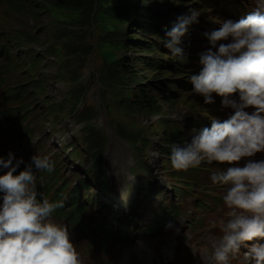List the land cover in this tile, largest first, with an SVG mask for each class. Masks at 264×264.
Returning a JSON list of instances; mask_svg holds the SVG:
<instances>
[{
	"label": "rangeland",
	"instance_id": "374dc122",
	"mask_svg": "<svg viewBox=\"0 0 264 264\" xmlns=\"http://www.w3.org/2000/svg\"><path fill=\"white\" fill-rule=\"evenodd\" d=\"M160 2L0 0V156L12 151L27 163L33 154L51 160L57 155L66 191L84 181L82 195L99 204L93 209L97 218L113 224L117 212V223L129 228L133 242L109 237L103 251L86 245L105 233L85 236L64 218L53 217L89 254L112 264H139L145 245L153 249L156 264H214L213 244L222 236L219 222L230 218V209L223 201L227 187L214 184L210 175L228 165L202 162L180 174L171 166L170 148L210 127L212 117L224 120L232 114L222 108L220 97L204 105L188 78L199 72L198 53L207 46L204 34L217 29L218 21L244 17L260 0H183L177 12L166 11ZM190 8L201 15L182 41L189 62L179 63L157 47L163 39L151 37L148 24L154 12L175 19ZM160 21L164 32L172 27ZM140 58L149 61L148 69L138 63ZM16 97L24 108L2 114L18 107ZM152 99L157 115L145 108ZM261 158L264 154L254 157ZM175 172L179 179L171 176ZM99 184H108L107 192ZM167 207L177 214L168 217ZM158 210L159 219L173 227L155 226L147 236L144 229L158 223ZM81 221L89 223L84 216ZM164 240L172 251L167 262L161 256ZM246 251L242 247L230 264H249Z\"/></svg>",
	"mask_w": 264,
	"mask_h": 264
},
{
	"label": "clouds",
	"instance_id": "9594fccd",
	"mask_svg": "<svg viewBox=\"0 0 264 264\" xmlns=\"http://www.w3.org/2000/svg\"><path fill=\"white\" fill-rule=\"evenodd\" d=\"M200 15L190 8L163 33V47L179 63L189 62L181 45ZM217 23L204 34L199 72L188 80L204 105L220 97L222 108L233 112L224 120L212 117L211 126L190 141L172 143L169 158L178 171L202 162L228 165L210 175L214 184L227 187L223 201L230 209V218L219 222L222 236L213 244L212 259L230 264L243 247L249 264H264V158L254 159L264 154V0L239 20ZM54 169L47 155L34 154L27 163L12 151L0 156V264H81L69 228L53 219L64 203L50 201L37 188V174Z\"/></svg>",
	"mask_w": 264,
	"mask_h": 264
},
{
	"label": "trees",
	"instance_id": "16d2710c",
	"mask_svg": "<svg viewBox=\"0 0 264 264\" xmlns=\"http://www.w3.org/2000/svg\"><path fill=\"white\" fill-rule=\"evenodd\" d=\"M160 1H161L160 3H162V5H163V8L164 7H168V9H173L176 12L177 9L175 7L169 6V4H170V2L172 4L173 1L176 2V3H178L179 0H160ZM180 2H181V4L179 6H177V8H180L182 6L183 2L181 0H180ZM161 19H162V21L164 20V22L166 24L168 23V20L169 19H167V18H158V17H155V18L149 19L151 21L148 24L150 26L149 27V32H151V34H149V33L148 34L151 37L152 36L153 37H156L157 40H159V39L162 40L163 39L162 36H163L164 30L159 27L160 22H161L160 21ZM0 40H1V37H0ZM6 43L7 42H4V43L2 42V44H6ZM148 50L144 49L143 51L144 52H147ZM0 54H3V47H0ZM148 62L149 61H147V60H145L143 58H140V60L138 61V63H140L141 66L145 67V69H148L147 68L148 67V65H147ZM154 66H155V64H154ZM156 70H158V69H156ZM15 84L16 83L13 84V87L15 86ZM23 84L18 85V86H20V87H18V90L21 89V88H24L23 87ZM13 89L16 90V87H14ZM140 91L142 92L141 93V96H142L141 97L142 98L141 99V102H143V97H145V96L143 94L142 89ZM153 102H154V99H152V102H147L146 103L147 105H145V108H146V110L148 111L149 114H151V115H157L159 113V111H158L157 106H153ZM15 103H18V107L17 108H15V109H8L5 112H3L2 114L7 113V111H10V112L12 111L15 114H18L24 108V103L22 102L21 99H19L17 97L15 98V102L13 104H15ZM163 147L169 148V147H167L166 144L163 145ZM166 150L168 151V149H166ZM59 169H60V167L57 165V167H56L55 170L58 171ZM55 170L52 172L51 177H49V178H51V181H49L46 185H44V188L46 189V191L51 190L50 184L53 183L54 185H56L58 182H60V183L62 182L61 179L58 178V172L55 171ZM176 177L179 179V176L176 175ZM61 186H63V185H61ZM63 188H65V187H63ZM85 189H87V185L85 184V182L84 181H78V184L75 187V191H74L73 195L71 196V199L70 200H65V203L68 204V205H70V208H69L68 213L65 214V210H60L59 212H57V216L58 217H64L65 220H71V222L75 218H77V216L80 214V209H81L80 207H77V199H78V196L81 194V191L82 190H85ZM55 196H57V195H55ZM54 200H53V202H54Z\"/></svg>",
	"mask_w": 264,
	"mask_h": 264
},
{
	"label": "bare ground",
	"instance_id": "6f19581e",
	"mask_svg": "<svg viewBox=\"0 0 264 264\" xmlns=\"http://www.w3.org/2000/svg\"><path fill=\"white\" fill-rule=\"evenodd\" d=\"M116 163V162H115ZM116 172V171H115ZM117 173V172H116ZM162 256L164 257V258H169L170 257V253H169V251L168 250H166V249H164L163 251H162Z\"/></svg>",
	"mask_w": 264,
	"mask_h": 264
}]
</instances>
